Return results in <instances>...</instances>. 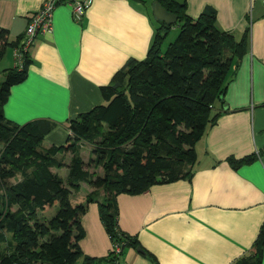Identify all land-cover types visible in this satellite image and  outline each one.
I'll use <instances>...</instances> for the list:
<instances>
[{
    "label": "crops",
    "instance_id": "crops-1",
    "mask_svg": "<svg viewBox=\"0 0 264 264\" xmlns=\"http://www.w3.org/2000/svg\"><path fill=\"white\" fill-rule=\"evenodd\" d=\"M41 3L0 0V29L8 31V41L24 37ZM154 3L91 0L79 21L70 6L59 5L53 12L52 31L37 35L28 50L27 78L10 89L3 107L5 118L19 125L36 119L55 122L59 126L44 138L43 146H63L69 132L61 125L102 104L100 88L108 86L128 60L146 58L159 26L153 16ZM185 3L186 15L192 19L206 7L212 8L217 29L236 41L248 30L245 54L233 59L224 103L215 104V112L223 113L195 146L191 182L155 185L137 196L119 195L118 228L136 237L158 264L254 262L255 244L264 227V8L261 0ZM247 157L252 160L236 170L227 163L229 158ZM91 191L82 185L71 198H76L75 204L83 203ZM81 225L83 254L105 258L111 243L96 204L88 206ZM261 254L259 264H264V246ZM121 262L153 264L146 254L129 248Z\"/></svg>",
    "mask_w": 264,
    "mask_h": 264
},
{
    "label": "trees",
    "instance_id": "trees-1",
    "mask_svg": "<svg viewBox=\"0 0 264 264\" xmlns=\"http://www.w3.org/2000/svg\"><path fill=\"white\" fill-rule=\"evenodd\" d=\"M153 2L177 15L176 24L158 21L146 58L128 60L111 83L100 88L102 104L61 125L69 132L63 146H43L57 123L39 119L19 125L4 116L10 89L27 78L28 55L21 69L3 71L0 264H111L126 249L138 247L158 264L136 237L119 230L117 197L141 195L155 185L191 182L195 146L223 113L215 112V104L224 103L229 68L245 54L249 31L236 41L217 29L212 8L192 19L186 15V3L179 7L172 0ZM173 28L178 33L163 49ZM22 40L10 42L8 31L0 29V60ZM84 146L89 148L87 162L81 157ZM251 160L229 158L227 163L236 170ZM62 169L64 178L58 173ZM82 185L92 191L83 203L72 204L71 196ZM90 204H96L111 245L120 246L118 255L108 252L94 259L81 251V218ZM53 207L57 210L52 217L41 216ZM263 246L264 227L255 244L257 260L234 264H259Z\"/></svg>",
    "mask_w": 264,
    "mask_h": 264
},
{
    "label": "built area",
    "instance_id": "built-area-1",
    "mask_svg": "<svg viewBox=\"0 0 264 264\" xmlns=\"http://www.w3.org/2000/svg\"><path fill=\"white\" fill-rule=\"evenodd\" d=\"M61 4L70 6L72 16L79 21L86 9L90 6L91 0H42L41 6L29 19V23L24 32L21 45L13 50L14 67L21 69L24 63V57L33 44L34 39L39 34H48L52 31V16L54 10ZM264 8V0H261ZM115 255L121 252L120 246L111 245L110 251ZM111 264H123L121 258Z\"/></svg>",
    "mask_w": 264,
    "mask_h": 264
},
{
    "label": "rangeland",
    "instance_id": "rangeland-1",
    "mask_svg": "<svg viewBox=\"0 0 264 264\" xmlns=\"http://www.w3.org/2000/svg\"><path fill=\"white\" fill-rule=\"evenodd\" d=\"M176 34H177V29L176 28L172 29L170 34H169V36H168V38L164 42L163 47H165L166 44H168L169 42L173 41L175 36H176ZM13 67H14V60L12 58V52L9 49V50H7V52L4 55V57L0 60V81H3V79H4L3 78V74H2L3 71H5L7 69H10V68H13ZM36 120H39V119H36ZM28 122H30V121H28ZM23 124H25V123H23ZM86 148L89 149L88 146ZM87 149H83V151H82L83 152V158L85 159V162H87V160H88L87 159V156H88ZM68 160L69 159L66 158V162H68ZM90 171H92V169H90ZM98 171H100V170H98ZM58 173L63 178L66 176V170L65 169H62V170L58 171ZM83 194H84V191H82L80 193V195H83ZM71 201H73L72 203L76 202V198H71ZM56 210H57V208L53 207L52 209L46 210L44 213L41 214V216L43 218H50V217H52L55 214Z\"/></svg>",
    "mask_w": 264,
    "mask_h": 264
},
{
    "label": "water",
    "instance_id": "water-1",
    "mask_svg": "<svg viewBox=\"0 0 264 264\" xmlns=\"http://www.w3.org/2000/svg\"><path fill=\"white\" fill-rule=\"evenodd\" d=\"M172 1L179 7H182L186 2V0H172ZM153 16L155 17L156 20L164 22L165 24L168 25L176 24L178 20L177 15L169 13L158 2L154 3ZM136 251L142 255H145V252L139 247L136 248Z\"/></svg>",
    "mask_w": 264,
    "mask_h": 264
}]
</instances>
